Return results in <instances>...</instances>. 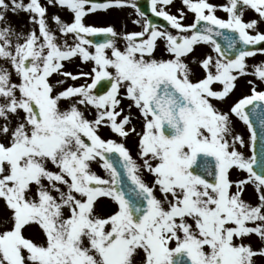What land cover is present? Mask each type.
<instances>
[{
    "label": "snow or ice",
    "instance_id": "1",
    "mask_svg": "<svg viewBox=\"0 0 264 264\" xmlns=\"http://www.w3.org/2000/svg\"><path fill=\"white\" fill-rule=\"evenodd\" d=\"M181 4L172 13L174 0H150L162 26L137 0H0V199L11 211L0 264L264 261V89L249 80V94L220 106L238 79L264 84V61L247 62L264 54V0ZM124 8L138 31L86 19ZM20 11L27 33L6 20ZM198 46L211 52L196 56ZM77 61L90 70L66 69ZM101 81L110 87L99 94ZM101 197L115 204L106 216ZM33 225L43 239L24 235Z\"/></svg>",
    "mask_w": 264,
    "mask_h": 264
},
{
    "label": "rangeland",
    "instance_id": "2",
    "mask_svg": "<svg viewBox=\"0 0 264 264\" xmlns=\"http://www.w3.org/2000/svg\"><path fill=\"white\" fill-rule=\"evenodd\" d=\"M25 2H27V0H25ZM42 2H44V0H42ZM209 2L220 5V4L225 3L226 0H209ZM181 7H182L181 0H174V6L171 7L170 11L172 13H176L177 10ZM131 10L134 11L131 8H124L122 10L112 9L110 12L108 11L107 13L101 11V12H97L94 15H90L86 19L88 20L89 23H91L95 26H105V25L110 24V25H113L118 32H120V31H132V30L138 29L139 26L129 24L131 27L126 28L121 24V19L118 16V14L120 12L124 16L126 15V13L133 14L134 12H132ZM58 11H60V10L56 9V8H50L49 9L50 14L51 13H57ZM17 14H20V18L22 19V21L17 24L18 28L21 29V32H23L22 29L24 28V33H27L29 31V28L33 27L32 25H30L28 23V14H26L22 11L16 13V15ZM216 14L221 18H225V19L227 18V14L223 11H217ZM63 16L65 19H71V15L69 13H67L66 11L63 13ZM253 17H254L253 12L246 11L245 19H249V18H253ZM6 19H7V15H6ZM193 19H194V15L192 13H187L186 23H191ZM261 27H262V30H264V25H262ZM119 43H121V45H122L123 41H120ZM203 48L206 50V52H208V53L211 52V49L208 48L207 46H203ZM161 49H162V45H161ZM159 54H160V51L157 52V55H159ZM261 61H264V54H261V53H257L255 56L248 58V60H247L249 65H253V64L259 63ZM65 67L67 70L72 71L74 73L77 71H80V70L87 72L90 70L91 64H83V63H80L79 61H77L76 63L71 64V65H66ZM249 80H252L253 83H255L258 90L264 89V84H262L260 81L256 80L252 76H246V77L240 78L237 81L236 89L230 95L227 102L223 105H220V106L227 109L228 105H230L232 102L239 99L243 95L249 94V90L251 87V85L248 84ZM84 82H85L84 80H78L75 82L70 81V80L68 81L69 84H71V83L80 84V83H84ZM88 82H90V80ZM217 87H219V85H217ZM125 103H127V102H125ZM237 124H240L243 126L240 133H241V135L244 136L245 140L247 141L249 138V133L246 129V126L243 125L242 122H237ZM140 127H142L141 124H140ZM139 129H141V128H137V131H139ZM102 131H103V134L105 136H111V138L119 140L118 137L112 136V134L107 129H103ZM124 142L126 143V146L130 149L133 157L135 158L137 156L138 137L131 136ZM244 150L250 154V147L249 146L246 145ZM94 170L101 176L105 175L103 169L100 168L99 166H94ZM236 175H237L236 172H232L233 178H235ZM145 178L149 181L152 179L151 176L147 175V174H146ZM247 198L250 199L251 201L255 200V197L252 195L251 188H249V190H248ZM102 201L108 202L113 208H115V204L112 203L109 198H104V197L98 198V201H97L95 207L97 208L98 204L102 203ZM101 216H106V215H101ZM10 217H11V211L6 207L4 201L2 199H0V221L3 222V223H0V229H2L5 226H7L9 228L11 227V223L9 221ZM24 235L28 238H33L34 240L43 239V237L41 235V230H40L38 225H33L31 228H26V230L24 231ZM253 242L258 243V241H256L255 237H253ZM258 264H264V261H258Z\"/></svg>",
    "mask_w": 264,
    "mask_h": 264
},
{
    "label": "bare ground",
    "instance_id": "3",
    "mask_svg": "<svg viewBox=\"0 0 264 264\" xmlns=\"http://www.w3.org/2000/svg\"><path fill=\"white\" fill-rule=\"evenodd\" d=\"M17 15H18V16H17ZM17 15H16V14H13V13H11V12H8V13H7V19H6V20L9 21V22L12 24V26H13L17 31H20V32H21V29L18 28L17 24L20 23V22L22 21V19L20 18V14H17ZM118 16H119V18L121 19V22L124 20L126 24H127V22H128L130 25H133V23H131V20H132L131 17L126 16V15L124 16L122 13H119ZM135 18H136V16L134 15V18H133V19H135ZM135 30H139V28H138V29H135ZM22 31L24 32V28L22 29ZM158 51H159V50H158ZM203 53H206V50H205L203 47H199V46H198V48L195 50V54H196V56H200V55H202ZM136 127H137V128H141L139 122H137ZM236 129H237L238 133L241 134L240 132H241V130H242V125L237 124ZM140 130H141V129H139V131H140ZM247 199H248V198H247ZM249 200H250V199H249ZM250 201H251V200H250ZM113 209H114V208H113L108 202H103V201H102V203H99V204H98V207L96 208V211H97V213L100 214V215H108V214H110V213L112 212Z\"/></svg>",
    "mask_w": 264,
    "mask_h": 264
},
{
    "label": "water",
    "instance_id": "4",
    "mask_svg": "<svg viewBox=\"0 0 264 264\" xmlns=\"http://www.w3.org/2000/svg\"><path fill=\"white\" fill-rule=\"evenodd\" d=\"M104 39H105V34H97V36L94 37L95 42H103ZM217 39L222 44H226L224 37H218ZM262 46H264V45H262ZM109 87H110V84L107 81H101L97 87L99 94H102L103 92L107 91ZM253 119H255V116L253 117ZM256 127H257V129H259V122L258 121L256 123ZM256 147H257V150L259 151L261 148V144L259 142H257ZM198 162H199V158H198ZM198 171H199V169H198ZM209 179H211V178L209 177ZM129 183L130 182L127 179H125V185L124 186L127 188L129 186Z\"/></svg>",
    "mask_w": 264,
    "mask_h": 264
},
{
    "label": "flooded vegetation",
    "instance_id": "5",
    "mask_svg": "<svg viewBox=\"0 0 264 264\" xmlns=\"http://www.w3.org/2000/svg\"><path fill=\"white\" fill-rule=\"evenodd\" d=\"M137 3H138V6L140 7V3H139V0H137Z\"/></svg>",
    "mask_w": 264,
    "mask_h": 264
}]
</instances>
